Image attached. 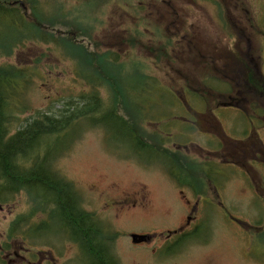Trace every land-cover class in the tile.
Masks as SVG:
<instances>
[{
    "label": "rangeland",
    "instance_id": "1",
    "mask_svg": "<svg viewBox=\"0 0 264 264\" xmlns=\"http://www.w3.org/2000/svg\"><path fill=\"white\" fill-rule=\"evenodd\" d=\"M48 1L51 5L48 6L51 15L60 14V8L63 15H79L95 24V30L91 31V37H88L92 44L91 50L99 54L110 52L113 60L126 63V74L129 78L123 79L125 83L133 80L136 75L133 70H136V62L139 61L144 66L140 71L150 76V85L152 82H155L156 86L164 85L166 90L162 97L150 95L152 100L159 101V106L150 110V114L158 117L152 122H146V127L161 129L169 138L167 144L170 147L182 149L194 160H208L209 162H204V168L214 171L215 179L220 185L219 192L226 207L232 212L244 205L245 200H236L241 194L240 178L245 174L243 168L236 165L244 160L240 152L243 147L233 149L232 145L225 141L223 129L232 138L245 139L251 126L249 120L253 116V110L250 107L244 111L236 106L220 105L214 112L221 126L218 123L213 126V123H210L213 122L211 117L206 115L208 119H205L209 123H199L196 112L206 110L201 99L194 95V90L199 84L198 80L203 84V79L206 78L210 83L218 82L214 77L219 79L221 76L211 70L214 66L212 62L229 71L236 58L246 61L241 54L238 57L236 55L240 53L239 49L245 48L248 43H251V55L264 75V0H207L194 6L188 3V0ZM224 13L236 23L239 15L243 14L253 21L255 19L254 23L258 24L260 30L256 35L253 34L251 39L247 36L238 39L234 26ZM171 19H175V23L171 24ZM4 22L2 20L1 29L4 33L0 38L14 37ZM58 29L62 30L63 27L58 26ZM136 30L140 32L137 33ZM176 30L180 32L175 34ZM185 32L188 34L183 39ZM130 33L143 43L156 49L160 48V58L152 55L150 49L146 50L145 46L137 45L131 49L130 46L120 45L119 38L126 39ZM59 34L56 32L58 37ZM30 36V40L14 47L9 54L0 47V65L27 66L32 72L28 89L22 87L25 95L21 96L22 101L20 98L18 101L20 105L29 107L26 113L20 114L19 127L26 123V118L28 120L35 116L38 110L57 114L68 101L78 100L91 89L81 70L89 71L77 62V58L68 54L60 43H45L35 39L34 35ZM188 37H193L190 40L196 46L194 51L200 54L188 55L187 49L191 47V43L187 45ZM171 47L175 48L174 52H178L175 56L177 59L174 58V53H171ZM168 58V62H165ZM200 59H203L204 66ZM225 63H228L226 68ZM229 82L230 85L233 84L232 81ZM188 84L191 93L183 90ZM170 87L175 91V95L167 92ZM99 90L104 96L107 95L105 88L100 87ZM223 91L231 95L237 93L234 89ZM217 101L219 104L220 99H212L213 106ZM190 121H196L198 125ZM54 168L75 184L83 198V206L104 218L102 222L110 229L111 235L116 236L112 245L123 264H132L135 255L138 259L145 257L142 251L131 249L130 233H157L158 238L163 235L161 241L166 239L170 231L185 222L189 213L185 201H194L195 198L192 190L180 188L162 165L141 163L132 156L129 147L121 145L117 138L106 135V130L100 125L86 127L70 151L55 161ZM212 195L216 197L214 192ZM218 199L215 198L216 201ZM107 200H121L123 203L117 202L110 206L124 207L115 210L109 206L105 207ZM215 207L217 208L213 210L214 217L209 223V228L214 234L210 245L205 244L203 237H195L184 242L182 248L175 252H167L164 248L161 264H223L234 254L231 249L232 240L224 237L225 230L215 217L219 206ZM61 238L59 233L47 237L53 242V246L59 244L60 242L56 241ZM187 239L188 237L184 241Z\"/></svg>",
    "mask_w": 264,
    "mask_h": 264
},
{
    "label": "trees",
    "instance_id": "2",
    "mask_svg": "<svg viewBox=\"0 0 264 264\" xmlns=\"http://www.w3.org/2000/svg\"><path fill=\"white\" fill-rule=\"evenodd\" d=\"M7 1L13 0H0V5L4 8L2 20L6 22L7 29L14 37L0 38V47L4 48L5 52L9 54L14 47L23 45L25 41L31 39L30 35H34L38 41L60 43V46L64 47L68 54L77 58V62L89 71L81 70L87 85L91 87L87 94H83L78 100L71 99L57 114L38 110L36 115L29 118L27 124L16 134L10 136L7 141L8 143L19 137L21 141L27 143L29 135L31 137L32 133L35 138L36 156L44 150L51 152L46 166L25 165L26 178L18 180L22 187L27 188L34 185L35 190L42 189L41 192H36L37 209L49 207L52 209L51 217L53 216L58 224L75 223L84 232L88 230L93 234L94 214H87L80 210L77 196L74 194L77 191L75 184L56 170L54 163L64 153L70 151L86 127H98L99 125L106 130V135L117 138L121 145L129 147L132 156L141 163L162 165L180 188H189L198 196L205 195L213 189L218 190L220 185L215 179V173L204 168L205 161L194 160L182 149L170 147L167 144L169 138L161 129L146 127V122H152L158 117L150 114V110L159 106V101L152 100L150 95L162 97L166 88L164 85L156 86L155 82H152L151 85L148 83L150 76L140 71L144 67L143 64L139 61L136 62V70H133L136 71V75L133 80L130 79V83H125L123 79L129 78L126 74V63H118L116 59L113 60L110 52L99 54L91 50L92 44L88 37H91V31L96 28L94 23L84 20L79 15L74 17L70 14L63 15L60 8H58L60 14L51 15V9H46L39 0L36 1L34 8L31 0H21L24 6L22 4L19 7L16 6L15 10L4 5ZM16 3L18 4L19 0H16ZM1 25L2 21L0 27ZM58 26H62L63 29L59 30ZM56 32L60 33L59 37ZM135 32L139 33L140 30ZM118 43L120 45L130 44L131 48L137 47V45L145 46L150 49L152 55L155 54L159 58L162 54L160 48L156 49L152 45L143 43L132 33L126 39L119 38ZM240 54L247 60L240 61L239 58H236L229 71L212 62L214 66L211 67V70L222 78L214 77L218 82L213 83H210L208 78L203 79L206 84H201L198 80L199 84L194 90V95L198 96L205 105L206 111L202 116L203 119L210 116L213 121L210 123H213V126H217V123L220 124L214 113L216 107L231 105L244 111L247 107L253 110L254 98L264 95V75L260 71L256 59L255 62H249L252 57L251 50H249V56L247 52L237 53L236 56L238 57ZM226 67H228V63H225L224 68ZM0 75L10 78L12 96H18L17 98L22 101L21 96L25 94L21 89L22 87L28 89L32 80L31 70L25 67L2 66ZM229 81H232L235 87L233 84L230 85ZM100 87L107 90L106 96L101 93ZM224 89L229 91L234 89L237 93L231 95L229 92H224ZM183 90L187 93L192 92L189 84L184 86ZM167 92L175 95V91L171 87L167 89ZM212 99L213 101L220 99L219 104L217 101V104L213 106ZM9 103L11 101L6 100L4 105H9ZM11 105L14 108L10 110L15 111L16 105ZM28 110L29 107L19 104V114L26 113ZM2 114L4 118L1 116L0 121L4 127L0 131V161L3 165L0 166V171L3 177H9L15 166L23 163V160L13 148L7 147L8 144L5 145L6 143L2 142L9 133L10 118L13 117L9 113V109L8 112H2ZM28 133L29 135H26ZM46 136L52 137V141H47ZM224 137L233 149L242 144V141L227 135ZM253 139L254 136H250L245 143L249 144Z\"/></svg>",
    "mask_w": 264,
    "mask_h": 264
},
{
    "label": "flooded vegetation",
    "instance_id": "3",
    "mask_svg": "<svg viewBox=\"0 0 264 264\" xmlns=\"http://www.w3.org/2000/svg\"><path fill=\"white\" fill-rule=\"evenodd\" d=\"M36 1L31 0L33 8ZM203 1L206 2L207 0H188V3L194 6ZM20 2L21 0L18 4L16 0L7 1L4 5H8V7L15 10L16 6L21 5ZM39 2L46 9L51 6L48 0H39ZM3 10L4 8L0 5V22L3 19ZM224 15L228 19V14L224 13ZM239 16L238 23L232 21L231 18L228 20L234 26L238 39H242L244 36L251 39V36L260 30L258 24L245 17L244 14ZM223 19L226 22L224 17ZM171 20V24L175 23V19ZM179 32V30H176L175 34ZM223 32L226 33L224 30ZM3 33L0 27V35ZM187 34L188 32H185L182 38H186ZM172 35H174V32ZM190 38L188 37L187 41L188 46L191 43V47L187 49L188 55L199 53L194 51L196 46L192 44ZM250 49L251 43H248L245 48H240L239 52H249ZM170 50L176 58L178 52H174V47H171ZM168 60L169 58L165 62H168ZM194 62L196 63V61ZM17 97L11 96L9 99L11 103L7 105L9 113L13 117L10 118L9 133L2 140L3 143H7L10 136L16 134L27 124L26 118V123L22 127L18 126L20 114L18 113L19 99ZM11 104L16 105L15 111L10 110L14 108ZM202 115L203 113L196 112V118L199 116V120H202L198 122L207 125L208 121L203 119ZM249 121L251 129L249 128L246 138L241 140L242 144L236 147V150L243 147L240 152L244 156V160L241 164L236 163V165L242 167L245 173L240 178L242 179L240 183L241 194L236 197V200H245L244 205L239 206L235 212H232L226 207L223 196L219 192V187L218 190H210L205 195L198 196L194 194V201L183 200L186 202L189 211L185 222L177 229L170 231L166 239L161 241L160 238L163 235L158 238L157 233H130L131 241L128 240L131 249L136 252L142 251L145 256L143 259H138L135 255L132 258V264H161L164 257V248L167 252H175L180 247L182 248L184 242L186 243L195 237H203L205 244L210 245L214 234L209 228V223L214 217L213 210L217 208L215 205L219 206L215 217L225 230L224 237L233 242L231 249H233L234 254L223 264H264V95L254 98L253 116ZM191 123L198 125L196 121H191ZM250 136H254L253 141L249 144L245 143ZM213 192L216 197H213ZM74 194L77 196V204L80 210L87 214H94L92 220L93 234L88 230L84 232L75 223L53 224V216L51 217L50 214L51 208L37 209L34 185L26 188L22 187L19 181H16L15 185L11 187L0 171V264H123L120 255L112 245L116 236H112L110 229L102 222L104 218L99 213L91 212L83 206V198H81L78 191H75ZM215 198L219 199L216 201ZM117 202L123 203L121 200H114L113 202L107 200L105 207L109 206L110 209L114 210L122 209L123 205L110 206ZM226 202H228L227 198ZM201 225L203 226L201 227ZM57 233L62 238L60 241H56L60 242L59 244L53 246V242L48 240L47 237ZM134 233L147 234V238L144 241L135 242L132 238ZM187 237V241H184ZM62 241L63 244H61ZM143 247L146 249H136Z\"/></svg>",
    "mask_w": 264,
    "mask_h": 264
},
{
    "label": "bare ground",
    "instance_id": "4",
    "mask_svg": "<svg viewBox=\"0 0 264 264\" xmlns=\"http://www.w3.org/2000/svg\"><path fill=\"white\" fill-rule=\"evenodd\" d=\"M9 77L4 76V75H0V118L1 116L4 118L3 113L8 112V106L4 105V102L7 100H9L12 96V86H11V81H9ZM8 115V113H7ZM4 125L2 124V122L0 121V131H2ZM26 135H29L26 134ZM25 135V136H26ZM31 137L29 135L28 138V142L24 143L23 140L21 141V139L18 137L16 139H12L11 141H9L8 143H6L5 145L8 144L7 147L9 148H13L14 151H16L18 153V155L22 158L23 163H19L15 166L14 170L10 173L9 177L5 176L8 185L10 184L11 187H13L15 185V182L20 180V179H24L26 178V174H25V165L31 164L32 166L34 165H40V166H46L51 152H49L48 150H44L43 152H41L38 156H36V146L34 145V136L31 133ZM47 141H52V137L46 136ZM2 162L0 161V166H2ZM42 189H37L35 190L37 193L41 192ZM52 223H58V221H56L55 219L52 220Z\"/></svg>",
    "mask_w": 264,
    "mask_h": 264
},
{
    "label": "water",
    "instance_id": "5",
    "mask_svg": "<svg viewBox=\"0 0 264 264\" xmlns=\"http://www.w3.org/2000/svg\"><path fill=\"white\" fill-rule=\"evenodd\" d=\"M132 237H133V240L135 242H140V241H144L147 238V235H144V234H133Z\"/></svg>",
    "mask_w": 264,
    "mask_h": 264
}]
</instances>
